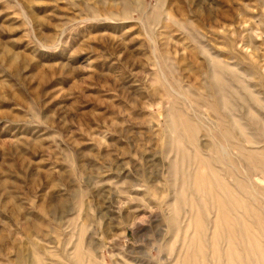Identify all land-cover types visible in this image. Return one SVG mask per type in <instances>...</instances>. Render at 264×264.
Instances as JSON below:
<instances>
[{"label": "rangeland", "instance_id": "1", "mask_svg": "<svg viewBox=\"0 0 264 264\" xmlns=\"http://www.w3.org/2000/svg\"><path fill=\"white\" fill-rule=\"evenodd\" d=\"M0 264H264V0H0Z\"/></svg>", "mask_w": 264, "mask_h": 264}]
</instances>
